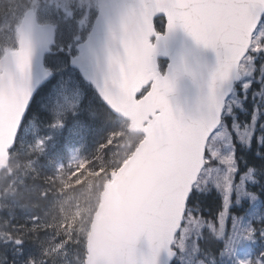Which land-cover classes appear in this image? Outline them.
<instances>
[{
    "label": "snow or ice",
    "instance_id": "1",
    "mask_svg": "<svg viewBox=\"0 0 264 264\" xmlns=\"http://www.w3.org/2000/svg\"><path fill=\"white\" fill-rule=\"evenodd\" d=\"M16 10L13 46L0 52V151L31 136L28 153L46 154L66 130L70 178L103 176L102 192L142 178L120 237L105 252L85 237L77 264H264V0H22ZM40 113L43 136L30 125ZM0 236L10 264L81 247L65 236L37 259L23 237Z\"/></svg>",
    "mask_w": 264,
    "mask_h": 264
},
{
    "label": "rangeland",
    "instance_id": "2",
    "mask_svg": "<svg viewBox=\"0 0 264 264\" xmlns=\"http://www.w3.org/2000/svg\"><path fill=\"white\" fill-rule=\"evenodd\" d=\"M21 2L22 0L0 1V52H6L13 46L12 26L18 20L16 5ZM64 139L66 146L67 132H65ZM31 142V136L20 141L12 152L10 167L5 172L0 173V213L4 207H8L7 211L9 213L17 210L19 216L22 217L17 221H13L0 214V230H3V227L6 226L12 229L11 232L31 233L32 239H30V242L24 243V254H31L37 259L42 258V252L62 245L65 236L69 237L70 240L79 238L81 241L80 248H83L84 238L87 237L89 231L88 224L91 222V216L95 208L91 206L82 212H78L75 203L70 197H67L68 195L57 192L49 195L45 202L41 204L32 199V194L37 196L38 192L43 189V183L38 185L35 183L37 176L34 173L38 169L44 168L43 165H45L57 174L68 168V166H63L64 162L60 159L49 157L47 155L49 153L48 148L46 154L38 153V155L47 158V163L24 160L23 156L29 155L27 146ZM74 146L69 145L66 147L69 156L68 148ZM21 200H24L25 203H21ZM38 206H42V212L38 216H32L30 224L31 211L34 209L37 212L35 209ZM34 217L39 218L35 224L33 223ZM57 237H59V240H57ZM9 247V249H12L13 246L9 245ZM76 249L69 244L67 256L61 250L49 260V264H77L75 254L79 253L82 256L83 250L79 252ZM241 257L245 258L246 255L244 254ZM16 259L19 264L22 257H16Z\"/></svg>",
    "mask_w": 264,
    "mask_h": 264
},
{
    "label": "water",
    "instance_id": "3",
    "mask_svg": "<svg viewBox=\"0 0 264 264\" xmlns=\"http://www.w3.org/2000/svg\"><path fill=\"white\" fill-rule=\"evenodd\" d=\"M8 162L9 154L5 156L0 151V171L7 167ZM141 186L142 178L112 190L105 189L101 193L88 236L89 243L98 251L110 249L124 231L128 212L135 203Z\"/></svg>",
    "mask_w": 264,
    "mask_h": 264
},
{
    "label": "trees",
    "instance_id": "4",
    "mask_svg": "<svg viewBox=\"0 0 264 264\" xmlns=\"http://www.w3.org/2000/svg\"><path fill=\"white\" fill-rule=\"evenodd\" d=\"M39 118L42 121L41 125H38V122H37L36 119H33V120L35 121L36 126H39V127L42 128L41 134L43 136L48 131L44 127V125L47 123L48 117H47V115H45L43 113H40L39 114ZM101 135H103V133ZM56 139H57V137L55 138V140ZM50 146H51V143H50ZM62 151L60 149V143L59 142H57L55 144L54 148L51 149V152L53 153V155H55V156L59 155L60 157H62L61 156L62 155ZM35 155H37V153H33V154H31V155H29L27 157L32 158ZM43 166H44V168H40L38 170V172L35 174V176H37L35 183H36V185L43 183V186H44L43 188H45V191H48V192H52V190L54 191V190H57V189H67L76 198H82V199L89 198V200H91L93 197H95V194L97 193V191H96L97 182L101 181L102 184L104 182V180L101 179L103 176L96 177L95 175H81V176L75 177L74 179L70 178V176H68L66 181H65V183L61 184L59 178L51 170L47 169L45 167V165H43ZM77 181H81V182L78 183ZM38 193L39 194H37L36 197H34L35 195L32 194V196L34 197L32 199H36L37 198V203L41 202V199H40L39 195L42 192H38ZM21 203H25V201L21 200ZM209 205L214 207L215 206L214 205V200H209V201L206 202V204L204 206L205 213H208L210 211ZM11 214H14L15 217H18V219H19V214H18L17 210L12 212Z\"/></svg>",
    "mask_w": 264,
    "mask_h": 264
}]
</instances>
